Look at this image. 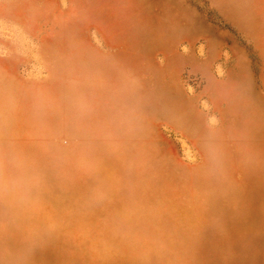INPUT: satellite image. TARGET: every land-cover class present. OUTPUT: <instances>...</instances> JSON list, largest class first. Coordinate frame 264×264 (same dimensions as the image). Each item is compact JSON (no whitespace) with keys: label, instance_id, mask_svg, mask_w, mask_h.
<instances>
[{"label":"rangeland","instance_id":"rangeland-1","mask_svg":"<svg viewBox=\"0 0 264 264\" xmlns=\"http://www.w3.org/2000/svg\"><path fill=\"white\" fill-rule=\"evenodd\" d=\"M0 264H264V0H0Z\"/></svg>","mask_w":264,"mask_h":264}]
</instances>
